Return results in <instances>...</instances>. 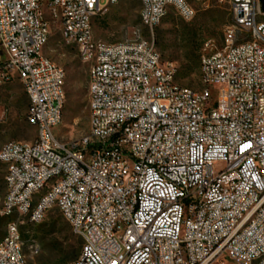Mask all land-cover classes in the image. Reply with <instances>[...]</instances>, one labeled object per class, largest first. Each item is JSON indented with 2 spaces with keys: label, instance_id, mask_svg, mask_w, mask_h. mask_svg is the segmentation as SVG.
Masks as SVG:
<instances>
[{
  "label": "built area",
  "instance_id": "obj_1",
  "mask_svg": "<svg viewBox=\"0 0 264 264\" xmlns=\"http://www.w3.org/2000/svg\"><path fill=\"white\" fill-rule=\"evenodd\" d=\"M39 1L0 0V63L24 72L26 115L36 114L40 144L16 141L2 148L8 205L26 206L40 181L53 197L31 217L56 208L80 238L78 258L65 264H264V21L259 0H216L244 27L223 29L221 47L200 54L207 84L176 82V62L159 67L153 29L160 13L194 16L185 0H141L138 29L127 42L98 41L92 20L112 0H65L53 13L61 40L71 30L87 66L88 133L62 141L61 66L38 57ZM134 1V0H125ZM200 74V70H199ZM0 70V87L11 83ZM1 119V117H0ZM85 148L94 155L85 156ZM65 170L52 180L51 172ZM0 238V264H19L15 229ZM32 245L30 249H32Z\"/></svg>",
  "mask_w": 264,
  "mask_h": 264
},
{
  "label": "rangeland",
  "instance_id": "obj_2",
  "mask_svg": "<svg viewBox=\"0 0 264 264\" xmlns=\"http://www.w3.org/2000/svg\"><path fill=\"white\" fill-rule=\"evenodd\" d=\"M195 13L191 19L179 16L170 9L153 29L154 45L164 61L176 62V82L194 89L201 88L200 54L206 44L221 47L223 29L232 24L231 12L226 4L216 0H185ZM105 4L106 0H99ZM140 3L122 1L112 4L92 20L96 40L118 42L127 40L138 29L142 38L151 39V32L140 23ZM264 21V15L260 17ZM50 38L42 53L65 70V103L61 123L53 128L62 141L79 138L88 133L89 109L87 95V66L76 54V47L65 44L60 37L58 24L51 26ZM195 43V44H194ZM194 44L199 67L185 73V51ZM28 99L18 77L0 87V149L8 141H32L36 130L26 121ZM5 167L0 163V206L5 195ZM18 222V217H13ZM11 219V218H10ZM7 217H0V238L5 233ZM24 240L26 264H65L80 254L81 240L75 236L60 212L52 208L38 223L23 217L19 229ZM33 246L30 249V246Z\"/></svg>",
  "mask_w": 264,
  "mask_h": 264
},
{
  "label": "bare ground",
  "instance_id": "obj_3",
  "mask_svg": "<svg viewBox=\"0 0 264 264\" xmlns=\"http://www.w3.org/2000/svg\"><path fill=\"white\" fill-rule=\"evenodd\" d=\"M125 0H112L110 5L117 4ZM138 1L141 6V0ZM245 2H253V0H245ZM47 4L52 7L53 11L46 10V1H39L38 3V11L40 13V27H36V36H44V31L46 34H50L52 21H53V13H55L57 18H64L66 15V1L65 0H47ZM185 5L188 7L189 4L185 1ZM167 13H160V21L166 16ZM182 17L187 18V14H180ZM140 16V11H139ZM232 27L243 28L244 27V19L242 18H233ZM64 38L66 40V44L76 47V43H74V35L71 30H64ZM145 39V38H143ZM46 42V37H39L38 40V57L39 59H46L51 65H57L50 58L43 55L42 50L43 46ZM119 42H127V40L119 41ZM87 55V47H79L78 56L80 58H84ZM0 58H6V49L4 44H0ZM169 66V61H164L162 58L159 60L160 68H167ZM0 70H8V78L10 81L14 79V77H18L20 82L24 81V72L22 70H18V67H8V63H0ZM65 70L61 68V83L65 85ZM200 83L207 84V70H205V63H201L200 59ZM94 102V95H88V103ZM28 109V107H27ZM26 121L29 125L35 128L36 137L32 140V145L40 144V133L37 132V117L36 114H28L26 115ZM62 118L58 119V125L61 123ZM16 141H8L6 142L0 149L9 148L15 144ZM94 155V148H85V156ZM0 162L3 164V160L0 159ZM62 177H65V170H58V172H51L52 180H60ZM53 197V190L47 189V181H40L37 185V190H35V195H33V201L26 206L23 211V205H8V194L7 189L5 187V195L3 197L1 206H7V212H23V217L30 223H38L43 217H31L34 215L38 208H40V200H47V198ZM13 213H5L3 217L9 218V221L6 224L5 233L7 231V227L10 225H18V222L14 220ZM11 218V219H10ZM15 237L17 241H19V245L24 246L23 237L19 231V229H15ZM17 262L19 264H26V257L24 247H17ZM250 264H257V257H250Z\"/></svg>",
  "mask_w": 264,
  "mask_h": 264
},
{
  "label": "trees",
  "instance_id": "obj_4",
  "mask_svg": "<svg viewBox=\"0 0 264 264\" xmlns=\"http://www.w3.org/2000/svg\"><path fill=\"white\" fill-rule=\"evenodd\" d=\"M194 44H192V46L189 47L187 51H185V57H187V61L184 63V66H183L185 73H191L195 71L197 66L199 67V58H198V63H197V55H195V52L198 47L195 46Z\"/></svg>",
  "mask_w": 264,
  "mask_h": 264
},
{
  "label": "water",
  "instance_id": "obj_5",
  "mask_svg": "<svg viewBox=\"0 0 264 264\" xmlns=\"http://www.w3.org/2000/svg\"><path fill=\"white\" fill-rule=\"evenodd\" d=\"M261 11L264 13V0H259Z\"/></svg>",
  "mask_w": 264,
  "mask_h": 264
}]
</instances>
